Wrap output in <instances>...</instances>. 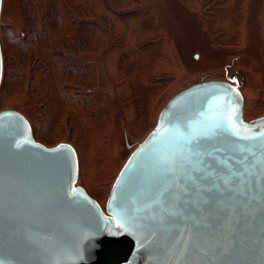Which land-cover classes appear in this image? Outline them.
I'll return each mask as SVG.
<instances>
[{
    "label": "water",
    "instance_id": "obj_1",
    "mask_svg": "<svg viewBox=\"0 0 264 264\" xmlns=\"http://www.w3.org/2000/svg\"><path fill=\"white\" fill-rule=\"evenodd\" d=\"M244 110L227 80L175 94L105 209L78 185L72 144L0 111V264H264V116Z\"/></svg>",
    "mask_w": 264,
    "mask_h": 264
},
{
    "label": "rangeland",
    "instance_id": "obj_2",
    "mask_svg": "<svg viewBox=\"0 0 264 264\" xmlns=\"http://www.w3.org/2000/svg\"><path fill=\"white\" fill-rule=\"evenodd\" d=\"M0 111L77 150L78 185L106 208L162 108L195 83L239 85L264 116V0H2Z\"/></svg>",
    "mask_w": 264,
    "mask_h": 264
},
{
    "label": "trees",
    "instance_id": "obj_3",
    "mask_svg": "<svg viewBox=\"0 0 264 264\" xmlns=\"http://www.w3.org/2000/svg\"><path fill=\"white\" fill-rule=\"evenodd\" d=\"M3 50V49H2ZM3 70H4V73H5V67L3 68ZM3 76H4V74H3Z\"/></svg>",
    "mask_w": 264,
    "mask_h": 264
},
{
    "label": "bare ground",
    "instance_id": "obj_4",
    "mask_svg": "<svg viewBox=\"0 0 264 264\" xmlns=\"http://www.w3.org/2000/svg\"><path fill=\"white\" fill-rule=\"evenodd\" d=\"M2 53H3V50H2ZM77 151V150H76ZM79 159V158H78Z\"/></svg>",
    "mask_w": 264,
    "mask_h": 264
}]
</instances>
